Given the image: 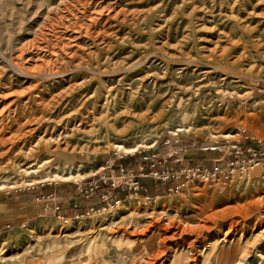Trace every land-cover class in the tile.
Wrapping results in <instances>:
<instances>
[{
	"label": "rangeland",
	"instance_id": "1",
	"mask_svg": "<svg viewBox=\"0 0 264 264\" xmlns=\"http://www.w3.org/2000/svg\"><path fill=\"white\" fill-rule=\"evenodd\" d=\"M175 139L212 164L264 151V0H0V199L125 183ZM141 181L0 228V264H132L164 232L154 264H264V160L215 190Z\"/></svg>",
	"mask_w": 264,
	"mask_h": 264
},
{
	"label": "built area",
	"instance_id": "2",
	"mask_svg": "<svg viewBox=\"0 0 264 264\" xmlns=\"http://www.w3.org/2000/svg\"><path fill=\"white\" fill-rule=\"evenodd\" d=\"M235 154L234 159L218 160L208 166L201 163L174 165L169 161L171 153L161 155L151 152L144 158V163L135 169L128 170L122 166L119 167V173L122 177H126L125 183L116 184L118 177L111 176L112 180H110L104 175H99L95 181L79 184L77 189L79 194L83 192L87 198L97 189L104 188L101 195L102 202L110 200L114 204H118L120 201L118 196H115L118 189L126 188L127 193H147L146 187L139 182V179L144 178L150 179L156 187L160 184H170L171 186L166 189L169 193L183 190L192 183H201L207 188L215 190L230 183L234 177L240 180L244 173L264 160V151L253 147L237 150ZM106 205L110 206L109 203ZM54 209H58L57 205ZM90 210L92 211V209Z\"/></svg>",
	"mask_w": 264,
	"mask_h": 264
},
{
	"label": "crops",
	"instance_id": "3",
	"mask_svg": "<svg viewBox=\"0 0 264 264\" xmlns=\"http://www.w3.org/2000/svg\"><path fill=\"white\" fill-rule=\"evenodd\" d=\"M177 142L178 141L175 139L170 142L169 145H163L162 148L159 146L155 147L154 145L152 149L146 153V157L151 152H157L161 155H167L171 153L169 161L174 165H183L193 162L210 166L212 165L213 161L216 160L215 158L210 161H205L204 159H201L202 154L196 155V151L193 152V157H191L189 154L182 155L176 150L174 145ZM141 184L146 187V184L143 181H141ZM170 186V184H160L157 187L154 186V189L155 192H159L160 190H166ZM44 191L45 188L38 189V191L33 194L32 199L30 200L22 199V196L10 198L4 197L0 199V228H9L12 225L16 226L22 221L29 219L31 220L38 216L46 215L51 209H53L54 203H58L57 215L59 216H74L81 214L86 210V205H82L85 204V200L81 198L77 192H74L73 195L69 194L64 199L56 200L54 193H44ZM121 192L122 191L116 192L115 196L117 193L122 194ZM89 200L90 199H87L86 201L88 202Z\"/></svg>",
	"mask_w": 264,
	"mask_h": 264
},
{
	"label": "bare ground",
	"instance_id": "4",
	"mask_svg": "<svg viewBox=\"0 0 264 264\" xmlns=\"http://www.w3.org/2000/svg\"><path fill=\"white\" fill-rule=\"evenodd\" d=\"M118 148H122L121 146H117ZM123 151H125V153H128L124 148H122ZM136 149H132L130 152H135ZM53 177L58 178L60 181H66L68 178H63L62 176L58 175V174H54ZM69 177H74L73 175L69 176ZM167 229V228H165ZM148 231V230H147ZM164 231V230H163ZM226 236V235H225ZM161 237V238H160ZM159 239L160 241L156 242V247L152 248V250H150L149 252L145 253L144 255H140L138 256V259L133 262L132 264H154L156 261H159L160 259L164 258L166 255L165 252V242L166 240H171L173 239L175 236L174 234L171 235H167L162 233V236H160ZM155 238V237H154ZM158 239V238H157ZM148 240V239H147ZM148 243L145 244V246H147ZM253 245V244H252ZM142 247V246H141ZM245 247V246H244ZM196 250V249H195ZM200 253V252H199ZM247 256V252H245L243 255L240 256V258L238 259V263L243 262L245 260ZM219 260L220 258L217 257ZM166 259V258H165ZM219 260H215V261H219ZM227 260H229L227 258ZM226 260V261H227ZM197 258L194 257L192 258L191 262L192 263H196ZM237 261V260H236ZM222 262V261H221ZM228 262V261H227ZM235 262V261H234ZM219 264V263H218Z\"/></svg>",
	"mask_w": 264,
	"mask_h": 264
},
{
	"label": "trees",
	"instance_id": "5",
	"mask_svg": "<svg viewBox=\"0 0 264 264\" xmlns=\"http://www.w3.org/2000/svg\"><path fill=\"white\" fill-rule=\"evenodd\" d=\"M141 195H143V196H148V192L147 193H140ZM164 194V193H163Z\"/></svg>",
	"mask_w": 264,
	"mask_h": 264
}]
</instances>
